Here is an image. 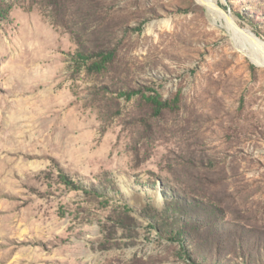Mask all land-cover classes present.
Segmentation results:
<instances>
[{
    "label": "rangeland",
    "instance_id": "rangeland-1",
    "mask_svg": "<svg viewBox=\"0 0 264 264\" xmlns=\"http://www.w3.org/2000/svg\"><path fill=\"white\" fill-rule=\"evenodd\" d=\"M216 9L0 0V264H262L264 54L228 21L264 41V0Z\"/></svg>",
    "mask_w": 264,
    "mask_h": 264
},
{
    "label": "bare ground",
    "instance_id": "bare-ground-1",
    "mask_svg": "<svg viewBox=\"0 0 264 264\" xmlns=\"http://www.w3.org/2000/svg\"><path fill=\"white\" fill-rule=\"evenodd\" d=\"M202 2H204L209 9L212 11V13L215 15V17H218V15L220 16L221 13L216 9V4H217V0H200ZM231 21H228V27L231 30V32L234 35H238L240 38L246 39L248 41V43L256 50L260 53V57L261 54H264V41H259L257 40L254 35L251 33L250 30H236L231 26ZM261 40V39H260Z\"/></svg>",
    "mask_w": 264,
    "mask_h": 264
},
{
    "label": "trees",
    "instance_id": "trees-1",
    "mask_svg": "<svg viewBox=\"0 0 264 264\" xmlns=\"http://www.w3.org/2000/svg\"><path fill=\"white\" fill-rule=\"evenodd\" d=\"M102 56H103V59L95 63L97 70H102L103 68L106 67V65L112 60L113 53L112 52H110L109 54L102 53ZM151 98H152L153 103L157 105V108L159 110L164 109V108H174L177 105V101H178L176 98L171 99V100H162L160 99V97H158V95H154ZM181 233L183 234V232ZM180 237H181L180 234L175 235V238L178 240L180 239ZM259 258L262 264H264V255H261V256L259 255Z\"/></svg>",
    "mask_w": 264,
    "mask_h": 264
}]
</instances>
